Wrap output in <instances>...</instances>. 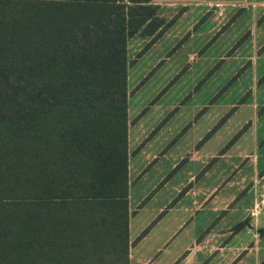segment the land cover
Listing matches in <instances>:
<instances>
[{"label": "trees", "instance_id": "trees-1", "mask_svg": "<svg viewBox=\"0 0 264 264\" xmlns=\"http://www.w3.org/2000/svg\"><path fill=\"white\" fill-rule=\"evenodd\" d=\"M145 1L0 0V264H128L126 45L172 22Z\"/></svg>", "mask_w": 264, "mask_h": 264}, {"label": "rangeland", "instance_id": "rangeland-1", "mask_svg": "<svg viewBox=\"0 0 264 264\" xmlns=\"http://www.w3.org/2000/svg\"><path fill=\"white\" fill-rule=\"evenodd\" d=\"M233 13L174 14L151 44L127 41L131 264L142 252L150 264H180L188 246L198 264H264V16ZM180 216L183 228L148 250L159 226L167 236ZM226 225L238 228L219 242L206 235ZM206 236L225 256L206 253Z\"/></svg>", "mask_w": 264, "mask_h": 264}, {"label": "crops", "instance_id": "crops-1", "mask_svg": "<svg viewBox=\"0 0 264 264\" xmlns=\"http://www.w3.org/2000/svg\"><path fill=\"white\" fill-rule=\"evenodd\" d=\"M144 3L155 6L156 7V11H155L156 15L165 21H168L166 19H169V20L174 19V17L171 18V16L174 14L176 16L180 15V17L190 14L191 16H188L189 19H192L195 21L196 19H199L200 17L204 16V14L214 13L215 11L217 12L216 15H223V13L226 11H228L229 13H231V11H232V13H233V11H240L242 13L247 14V17L250 19H253V20L256 19L257 17L264 16V0H146ZM192 15H194V16H192ZM127 174H128V162H127ZM213 188H211V190H213ZM203 198H206V196H203ZM129 200H130V194L128 192L127 193V214H128L129 209H132L131 207H129V205H130ZM207 201H208V199H207ZM192 202H194V204H195L194 209H200L201 208V202L200 201L197 202L196 200H192ZM225 203L221 207L225 208V210H226ZM135 204H136V202H135ZM221 207L211 206L210 209L213 212H216V211H220L222 209ZM162 208H163V205L158 206L155 213L158 211H160V213L163 212V211H161ZM134 209L136 210L137 207H135ZM256 213H257V206L255 204L253 207V210H251L249 212V216H255ZM153 215L151 217H153ZM242 217L243 216H241L238 219V222L242 221ZM161 220H164V218H162ZM161 220L157 221L156 224H159ZM245 220L246 219H244V221ZM175 221H176V223L174 225V229L172 228L170 230L171 232L167 236H165L166 227L164 226V224L159 226V229L157 231L158 234L154 235V240L152 241V243L148 247V250L157 251L161 245H164V243H166V240H168L171 235H173L174 233L177 234L178 231L183 228V225H184V224H182L184 221L183 216H180L179 218H175ZM129 226H130V224L128 223V242H129L128 264H131L130 261L132 259L131 251H132L133 239L130 236ZM225 227H228V226L226 225L222 229H226ZM235 228H237V227L235 226L232 228H227L226 230H223V231L222 230L211 231V232L207 233L206 235L207 236L208 235H217L218 236V242H219L220 237L226 236L225 233L230 234V233L236 231ZM251 232L255 233V232H258V230L251 229ZM143 233H144V230H142L140 232V234L137 236V238L141 237V235ZM147 234L148 233H146V235ZM144 237H145V235H144ZM194 239H195V236L192 237L191 240H194ZM204 241L208 242V245L206 246V249H207L206 253L207 254H212L213 252L217 251V252H221L222 255L225 256V247L224 246L215 244L216 242L212 241V239H210V236L205 238ZM210 241L212 243H210ZM243 247L244 246H240L239 248H243ZM186 248H187L186 259L184 258V260L180 264H198L196 258L194 257L196 254V251H193L192 246H188ZM248 249H251V248H248ZM135 259H137V261H139L140 264H150L151 263L149 256H147V254L145 256V253H143V252H142L141 257H139V258L137 257ZM176 261H178V259Z\"/></svg>", "mask_w": 264, "mask_h": 264}]
</instances>
